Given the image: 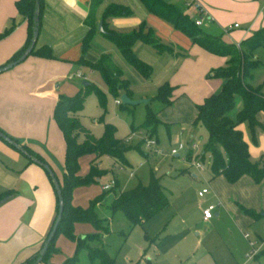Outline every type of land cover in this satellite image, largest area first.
I'll return each instance as SVG.
<instances>
[{
  "label": "rangeland",
  "instance_id": "obj_1",
  "mask_svg": "<svg viewBox=\"0 0 264 264\" xmlns=\"http://www.w3.org/2000/svg\"><path fill=\"white\" fill-rule=\"evenodd\" d=\"M119 1L121 0H102L97 15L103 12L108 4L120 3ZM123 1L122 4L129 9V13L118 16L115 19L117 22L113 17H108L106 19L108 29L129 32L145 24L152 28L161 42L180 46L181 50V46H189L191 39L186 33L150 12L141 0ZM164 1L175 3V0ZM65 48L67 51L65 55L76 62L77 70L69 71L60 81H55L54 107L61 95L72 96L84 86L82 83L84 80L91 82L104 92L105 106L99 104L98 97L93 91L86 93L83 108L77 114L82 125L94 136L100 137L105 131V124H111L115 127L114 135L122 139L126 145L135 146L142 142L140 148H132L125 153L129 166L122 167L117 159L107 154L85 152L78 156L77 174L82 178L91 176L92 179L73 188L71 202L73 205L85 207L91 200L103 194L95 203L94 209L99 217L108 218L109 231H104L100 239L90 243L94 246H104L115 258L114 264H264V215L251 222L238 224L221 202L216 209L217 215H213L208 222L201 220L202 208L210 203L217 204L219 199L214 198L211 192L198 196V191L209 185L212 158L208 153L203 156V170L193 165L194 161L198 160L196 156L202 154L207 140V130L204 126L194 129L189 118L196 103L194 102L192 106L191 103L187 104V101L191 96L190 90L200 87L201 82L202 84L206 82L207 86L212 88L209 94L220 91L223 78L208 76V73L206 77L202 76L199 84L193 80L186 82L187 91L183 83L176 85L170 83L175 86L174 97L179 95L181 99L165 108L155 98L157 91L148 90L152 81L155 82L156 75L164 67L161 54L149 43L139 39L133 43L136 55L152 68L148 77L127 61L117 44L99 30L98 25L85 47L81 38L78 45ZM103 53L109 54L113 63L122 71L128 82V93L123 89L116 95L110 93L102 74L87 64L98 61ZM254 55L259 64L252 70L247 82L264 94V46L255 48ZM81 58L84 62L79 61ZM77 71L82 75L78 76ZM205 78L212 81H205ZM183 91L186 95L180 96ZM124 93L131 99H148V102L123 106L115 99L121 100ZM241 105L240 97L236 96L235 105L230 112L234 120L237 119ZM147 109L166 122L159 124L157 133L151 136L156 140L153 147L147 146L143 141L150 137L142 125ZM256 117L264 125V111H259ZM53 121L48 144L38 139L34 148L61 177L64 171L65 142L54 115ZM238 127L249 146L250 159L252 161L264 159V130L257 127L253 140L247 121L239 122ZM83 139L84 135L80 134L78 140ZM180 143H183L184 147L176 154L170 153L171 148H178ZM192 143L197 145L196 149H190ZM156 149H159V152ZM190 150L191 155L187 157ZM94 168L101 173L96 174ZM131 170L133 175H130ZM151 170L159 178L168 197L169 206L156 212L147 221L131 225L122 211H112L107 205L120 190L132 188L138 182L147 184ZM113 177L118 179V186L104 193L101 184ZM95 230L92 222L73 223V234L79 238ZM76 244V239L62 230L58 231L47 261L61 264L68 257L75 255L76 264H100L99 259L89 257L85 246L76 249Z\"/></svg>",
  "mask_w": 264,
  "mask_h": 264
},
{
  "label": "crops",
  "instance_id": "obj_2",
  "mask_svg": "<svg viewBox=\"0 0 264 264\" xmlns=\"http://www.w3.org/2000/svg\"><path fill=\"white\" fill-rule=\"evenodd\" d=\"M89 1L42 0L36 46H51L53 57L32 53L0 72V130L34 151L36 140L42 139L47 144L50 140L49 131L54 122L55 81H60L67 72L77 70L76 62L65 55V47L78 45L83 37L87 29L84 20L89 13ZM185 1L175 0L174 4L185 10ZM198 1L207 11L201 28L225 42L239 43L264 26V0ZM15 2L0 0V31L10 24L11 19L16 23L14 29L0 39V66L24 47L28 37L27 22L18 14ZM119 2L122 4L124 1ZM186 12L194 19L192 9ZM101 15L102 12L99 15L96 13L98 21ZM112 17L117 22L115 19L118 16ZM181 47L182 50L180 46H173L174 51L181 53L159 52L164 67L148 90L157 91L158 86L167 81L174 85L183 83L187 91L186 82L193 80L199 84L202 76L206 77L212 68L224 65L227 59L208 51L192 39L189 46ZM205 81L212 80L205 78ZM211 90L206 82L190 90L187 104L193 106L196 103L191 109V123L196 115V105ZM185 91L180 96L186 95ZM144 92L147 94V91ZM176 92H179L178 89ZM179 99V95L174 97L169 106ZM113 178L115 182L118 181L116 177ZM207 186V193L211 192L214 198L219 199L214 215L218 214L216 209L221 202L238 224L251 222L264 215V178L255 182L252 177L242 175L230 182L219 174L210 176ZM7 190L10 192L9 197L0 203V264H19L36 255L47 236L55 216L56 191L41 164L30 160L26 154L0 137V193ZM245 208L252 210L253 214L247 213ZM201 220L209 221L203 220L202 214Z\"/></svg>",
  "mask_w": 264,
  "mask_h": 264
},
{
  "label": "trees",
  "instance_id": "obj_3",
  "mask_svg": "<svg viewBox=\"0 0 264 264\" xmlns=\"http://www.w3.org/2000/svg\"><path fill=\"white\" fill-rule=\"evenodd\" d=\"M141 1L150 12L172 23L174 27L186 33L193 42L212 53L223 55L227 58L224 65L212 68L208 74V76L223 78L220 91L209 94L201 103L196 105V115L192 121V125L194 129L204 126L207 130V140L204 144L202 154L196 156V158L204 163L203 156L206 153L211 156V177L222 174L228 181L234 182L242 175H248L252 177L255 182L262 181L264 178V159L260 158L255 161L250 159L248 144L244 140L238 124L244 120L248 122L251 138L253 140L255 139V129L257 127L264 130V125L256 117L259 111H264V94L259 89L250 86L247 82V78L252 75V70L259 64V60L254 55V49L258 46H264V26L254 31L251 35L243 38L239 43H227L205 32L200 25L195 24L194 19L188 12L174 3L164 0ZM35 2L36 0H16L15 2L18 14L27 22L28 37L24 47L14 54L7 62L16 59L30 43L35 24L33 20L36 6ZM101 2L102 0L89 1V13L84 20L87 29L82 37V45L84 47L97 29L98 20L96 13ZM38 4V27L40 28L42 0H38ZM128 13L129 9L123 4H108L101 15L102 32L117 44L121 53L130 64L135 66L144 76L148 77L151 74L152 68L134 52L133 43L136 40L139 39L149 43L158 52H181L174 51L173 46L161 42L155 36L154 31L145 24H141L139 28L129 32H117L114 29L107 28L106 19L108 17L120 16ZM15 24V20L11 19L10 24L0 33V39L7 36L14 29ZM32 53L43 57H53L51 47L46 44L36 46L35 43L30 54ZM79 61L84 62L83 58ZM87 64L92 69L98 70L102 74L110 93L116 95L120 89H123L127 93L129 92L127 79L124 77L122 71L113 63L109 54L103 53L98 61L92 63L87 62ZM174 88L175 86L167 81L158 86L155 98L163 104V107L172 104L174 100ZM90 91H93L97 95L99 104L104 107V92L91 82L85 84L72 96L61 95L54 107V120L65 142L64 171L61 177L54 172L61 187L63 197V212L56 233L62 230L68 236L76 239V249L80 246H85L89 257L91 259H99L100 264H114L115 258L108 253L104 246H94L90 243L100 239L101 233L104 231H109L108 218L99 217L94 209L95 203L103 197V194L91 200L85 207L73 205L71 202L73 188L79 184L91 181L92 179L91 176L82 178L77 174V158L85 152H96L97 154H107L117 159L122 167L129 166L125 153L132 148H140L142 142H139L135 146L126 145L122 139L114 135L115 127L111 124H105V131L100 137L94 136L86 129L80 122L77 114L83 108L86 93ZM236 96L240 97L242 105L237 113V119L234 120L230 112L235 105ZM122 105L126 106L127 104ZM160 123H162V121L157 114L147 109L146 117L142 125L150 137L157 133V128ZM80 134L84 135V139L81 141L78 140ZM20 151L26 155L27 153L30 154V156L27 155L30 160H33L32 157H36L41 162L47 163V160L43 156L26 145H22V150ZM189 155H191V150L187 153V157H189ZM94 171L96 174L101 173V171L97 169ZM46 172L48 173L47 170ZM48 176L52 182L49 173ZM117 185L118 181L116 180L113 187H117ZM109 190H111V188ZM109 190L103 191L105 193ZM9 195L10 192L8 190L0 193V203L8 198ZM107 206L112 211H122L131 225H136L147 221L156 212L168 207L169 200L159 178L155 176L154 172L151 170L147 184L138 182L132 188L120 190L118 193H115L111 203ZM57 210L58 197L56 193L55 216ZM245 211L249 214H253V211L247 208H245ZM74 222H92L96 230L82 238L76 237L73 234ZM54 237L39 262L35 263L39 254L38 251L32 258L19 264H53L47 261V257L49 251L53 247L52 243ZM75 261L76 256L73 255L68 257L61 264H76Z\"/></svg>",
  "mask_w": 264,
  "mask_h": 264
},
{
  "label": "water",
  "instance_id": "obj_4",
  "mask_svg": "<svg viewBox=\"0 0 264 264\" xmlns=\"http://www.w3.org/2000/svg\"><path fill=\"white\" fill-rule=\"evenodd\" d=\"M36 6H35V13H34V17H33V20H34V30H33V33H32V37H31V40H30V43L29 45L24 49V51L16 58V59H13L3 65L0 66V72L4 71V70H7L9 69L10 67H12L13 65L19 63L20 61H22L23 59H25L29 54L30 52L32 51L36 41H37V38H38V33H39V27H38V15H39V4H38V0H36ZM98 28L99 30H103L102 29V21L99 22L98 24ZM88 81H83V84H87ZM141 102H148V99H137V100H134V99H131L126 93L122 94L121 95V103L122 104H137V103H141ZM0 137L2 139H4L5 141H7L8 143L12 144L13 146H15L16 148H18L19 150H22V145H20L16 140H14L12 137H10L8 134H6L5 132H3L2 130H0ZM28 156H30V154L27 153ZM32 159L41 164L49 173L51 179H52V182H53V186L56 190V193H57V197H58V210H57V213H56V216H55V219H54V222L51 226V229L49 230L40 250H39V254L37 256V259L35 261V263L39 262L41 259H42V256L44 255V253L46 252L47 248H48V245L49 243L51 242V240L53 239L55 233H56V230H57V226H58V223H59V220L61 218V215H62V212H63V197H62V193H61V187L59 185V182L55 176V173L54 171L52 170V168L50 167V165L46 162H41L39 159H37L36 157H32Z\"/></svg>",
  "mask_w": 264,
  "mask_h": 264
},
{
  "label": "built area",
  "instance_id": "obj_5",
  "mask_svg": "<svg viewBox=\"0 0 264 264\" xmlns=\"http://www.w3.org/2000/svg\"><path fill=\"white\" fill-rule=\"evenodd\" d=\"M184 8L186 11L189 9H192L194 11V13H195V17H194L195 24L201 25L203 23V20L206 18L207 11H206V8L204 7V5L201 4L198 0H186L184 3ZM76 74L78 76L82 75V73L79 71H77ZM115 101L117 103L121 102V100L118 98L115 99ZM144 142L149 147H153L156 144V140L152 137H149L148 139H144ZM183 147H184L183 143H180L178 148H175V147L171 148L170 153L176 154L178 152V150L182 149ZM196 148H197V145L195 143H192L190 145L191 150L196 149ZM156 151L159 152V149H156ZM191 165H192V163H191ZM193 165L195 166V168H197L199 170L204 169V163L201 162L200 160H195ZM132 174H133V171L131 170L130 175H132ZM114 185H115V178H112L107 182H103L101 184V188H102V190H109ZM208 191H209V188L204 186L198 191V195L204 196ZM215 208H216V204H214V203H210V204H207L206 206H204L202 208V219L205 221L209 220L214 215Z\"/></svg>",
  "mask_w": 264,
  "mask_h": 264
}]
</instances>
